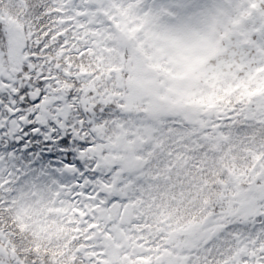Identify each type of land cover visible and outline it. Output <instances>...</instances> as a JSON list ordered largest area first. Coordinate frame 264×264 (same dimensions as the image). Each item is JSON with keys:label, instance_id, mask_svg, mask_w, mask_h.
Segmentation results:
<instances>
[{"label": "flooded vegetation", "instance_id": "obj_1", "mask_svg": "<svg viewBox=\"0 0 264 264\" xmlns=\"http://www.w3.org/2000/svg\"><path fill=\"white\" fill-rule=\"evenodd\" d=\"M56 19L55 0H0V264H186L170 257L169 222L109 201L106 140L81 141L76 162L74 59L86 47Z\"/></svg>", "mask_w": 264, "mask_h": 264}, {"label": "rangeland", "instance_id": "obj_2", "mask_svg": "<svg viewBox=\"0 0 264 264\" xmlns=\"http://www.w3.org/2000/svg\"><path fill=\"white\" fill-rule=\"evenodd\" d=\"M55 1L56 26L65 33H75L80 38L76 44L107 62L112 70L122 67L125 51H130L136 63L133 93L137 96L139 92L146 93L149 109L154 108L149 119L133 124L122 118L117 121L108 148L116 156L115 167H122L123 151L137 149L138 143L145 145L151 134L167 143L166 155L167 151L176 150V162L172 160L173 171L177 173L192 159L187 156L192 145L195 150L204 143L222 146L223 134L233 131L232 141L227 144L234 153L241 145L239 140L234 142L240 138L239 131L244 130L250 140L264 130V18H261L264 0H101L98 7L89 0ZM100 11L107 15L103 17ZM110 17L122 19L115 21L114 18L115 23L110 25ZM258 70L263 72L262 76ZM238 83L247 85L250 92L259 89L245 101L244 118L238 121L243 122V127H234L233 117L224 121V116L218 121L215 116L206 115L210 112L207 104H199L197 116V108L190 102L193 97L205 100L219 93H230ZM220 109L217 116L223 110ZM204 110L207 112L202 115ZM199 161L202 160L199 158ZM117 171L111 173L108 186L115 181L114 175L116 178L121 172ZM162 177L170 178L169 174ZM91 183L95 185V178ZM111 195L115 196V192ZM246 197L242 212L256 210L255 198ZM132 204L145 215L151 212L150 217H155L156 210L157 215L168 217L159 207H144L139 200ZM178 217L176 214L173 220L177 221ZM147 228L150 230V225ZM210 240L203 238L199 243L198 237L189 244H178L180 249L170 250V257L177 259L179 254L182 260L186 259V264L208 263L204 255H216L219 251L215 241ZM224 242L227 244L224 252L228 254L233 242L231 235ZM245 243L244 240L242 246Z\"/></svg>", "mask_w": 264, "mask_h": 264}, {"label": "trees", "instance_id": "obj_3", "mask_svg": "<svg viewBox=\"0 0 264 264\" xmlns=\"http://www.w3.org/2000/svg\"><path fill=\"white\" fill-rule=\"evenodd\" d=\"M114 18L110 17V25L115 23L112 22L113 19L115 21L122 19ZM261 18L264 17L261 16ZM45 20L44 16V23ZM238 24L241 25V22ZM237 38L240 39L241 36ZM60 39L62 44L61 35ZM78 50L76 49L74 59V88L78 101L75 103L77 126L73 141L76 162H79L77 155L82 146L81 141L94 143L97 140L99 142L106 140L109 143L119 118L133 124L141 119L151 118L154 111L153 107L149 109V98L146 93L139 92L138 96L133 93L136 63L130 51H125L122 67L112 70L107 62L100 60L89 50ZM64 55L60 57L61 60L68 59V50ZM257 72L260 76L263 75L261 70ZM65 86H68L67 79ZM67 92L69 91L66 89ZM258 92L257 88L250 92L247 85L238 83L236 90L230 93H219L205 100L200 99L199 96L193 97L190 102L197 108L195 109L197 116L199 104H207L210 112L206 115H213L218 118V121L224 116V121H229L228 119L233 117V126L240 129L244 126L243 122L238 121L244 118L242 111L245 101L253 96L252 93ZM220 108L223 110L217 116V109ZM205 110L202 115L207 112ZM225 111L228 113L225 114ZM235 112L237 114L233 115ZM236 115H238L237 118ZM234 133L232 131L223 134L222 146L204 143L195 150L192 145L189 149L190 154L187 155L192 159L185 169L177 173L173 171L176 150L171 153L167 151L168 155H166L167 143H162L161 140L153 137V134L148 135L145 145L141 146L138 143L137 149L127 148L122 152L123 164L122 167L117 168L121 172L108 186L109 195L115 192V196H108L109 201L118 200L119 203L129 204L136 209V204L132 203L139 200L144 207H159L160 211H165L168 217L157 215L159 212L156 210L155 217H149V220L169 222L166 226L170 229L173 244H189L198 237L199 243L203 238H211L210 241L213 239L214 246L218 245L219 251L216 255L214 254L215 256L204 255L205 261H208L204 264H248L249 261L251 264H264V251L261 252L260 241V230L264 227L262 223L264 217L262 214L264 211V130L257 132L250 140L244 130L239 131L240 138L234 142L239 140L241 145L236 147L233 153L228 148V144L230 140L232 141ZM122 138L121 134L120 139ZM257 150L259 153L256 155ZM199 158L202 161H199ZM89 161L92 164L89 158L83 163ZM183 161L184 159L179 161V167ZM166 174H169L170 178L162 177ZM110 188L114 191L111 192ZM165 191H168V194L164 193ZM246 196L255 198V206L258 208L249 209L243 213L242 202L244 197L247 198ZM143 211L146 210L143 209ZM147 211L150 210L147 209ZM147 213L152 215L151 212ZM176 214L179 217L176 218L177 221H174L173 217ZM238 232L241 234V240H237V245L232 242L228 251V254L233 250L238 254L237 258L232 259L224 252L227 246L224 240L228 235L232 238L234 233L236 235ZM244 240L246 243L242 246ZM246 240L250 242L247 243ZM262 247L264 250V246ZM243 248L249 251L241 253L240 250ZM249 257H252V260Z\"/></svg>", "mask_w": 264, "mask_h": 264}, {"label": "water", "instance_id": "obj_4", "mask_svg": "<svg viewBox=\"0 0 264 264\" xmlns=\"http://www.w3.org/2000/svg\"><path fill=\"white\" fill-rule=\"evenodd\" d=\"M92 4H94V5H98L99 4V1L100 0H89ZM107 159L109 160V162H111V161H114V156L113 155H111V154H108L107 155ZM117 172H119V170L117 171ZM128 212L127 211H125V212H123V217H122V219L121 220H124L125 222H127V220H128Z\"/></svg>", "mask_w": 264, "mask_h": 264}]
</instances>
